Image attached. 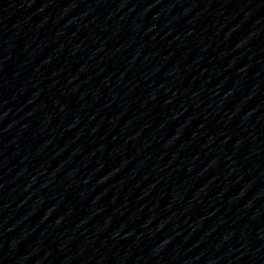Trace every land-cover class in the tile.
Here are the masks:
<instances>
[{
  "label": "water",
  "instance_id": "95a60500",
  "mask_svg": "<svg viewBox=\"0 0 264 264\" xmlns=\"http://www.w3.org/2000/svg\"><path fill=\"white\" fill-rule=\"evenodd\" d=\"M0 264H264V0H0Z\"/></svg>",
  "mask_w": 264,
  "mask_h": 264
}]
</instances>
